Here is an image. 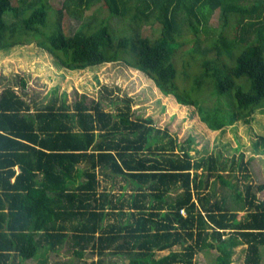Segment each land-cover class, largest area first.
Wrapping results in <instances>:
<instances>
[{
	"label": "trees",
	"instance_id": "obj_1",
	"mask_svg": "<svg viewBox=\"0 0 264 264\" xmlns=\"http://www.w3.org/2000/svg\"><path fill=\"white\" fill-rule=\"evenodd\" d=\"M30 43L62 69L141 70L212 130L264 112V0H0V51ZM132 103L125 96L110 110L102 98L71 104L57 94L31 105L13 86L0 91V264L47 262L66 243L79 258L92 246L129 264H196L213 249L215 264H233L246 244L245 264H262L264 183L242 181L244 153L230 162L222 152L193 155L194 136L180 142ZM254 143L264 153V135ZM101 172L128 180L129 194L102 186ZM216 182L229 191L219 196Z\"/></svg>",
	"mask_w": 264,
	"mask_h": 264
},
{
	"label": "rangeland",
	"instance_id": "obj_2",
	"mask_svg": "<svg viewBox=\"0 0 264 264\" xmlns=\"http://www.w3.org/2000/svg\"><path fill=\"white\" fill-rule=\"evenodd\" d=\"M17 0H14L16 3ZM64 0H51L55 7H61ZM99 14L108 16L106 8L99 3ZM93 10H88L87 13ZM5 17L8 21L11 14L7 12ZM119 18H114L113 25L119 26ZM218 14H215L211 23L218 25ZM72 31L77 28L79 22L70 19L66 22ZM154 36L160 33V28L147 25L145 27ZM25 81V86L22 85ZM5 86H13L28 102L46 104L57 94L65 96L68 103L83 99L92 102L93 99L104 100L106 109L114 110L116 104L122 103L123 97H131L132 108L137 115L143 117L151 116L157 127L167 128L170 133L180 142L189 136H194L196 150L192 154L201 155L214 152L223 153L222 158L232 159V156L244 153L243 161H249L248 178L242 177L243 182L253 181L255 188L264 183V153L254 147L258 135H264V112L257 111L251 122L238 121L233 126L224 129L212 130L201 121L194 106H188L178 102L172 94H164L156 83L143 71L127 66L122 62H109L103 65H91L85 69L69 70L57 67L54 57L39 47L36 43L18 45L13 48L0 51V91ZM112 92V100L109 102L105 96V87ZM57 88V91H53ZM238 148V149H237ZM225 156V157H224ZM243 174V173H242ZM241 174V175H242ZM243 176V175H242ZM102 186L107 187L115 193L122 192L121 186L125 185L124 191L129 194L132 185L122 176H108L103 172L100 174ZM218 195L229 191L220 182H216ZM257 190V189H256ZM258 191V190H257ZM178 192H172L175 196ZM258 197L264 198V190L257 192ZM230 200V199H229ZM114 217L105 221V224L114 221ZM246 244L235 248L233 264H245ZM173 249H180L175 246ZM169 253V250H161L158 256ZM216 249L201 251L196 255V264H215ZM264 264V248H263ZM45 257L25 260L22 264H85L92 260L103 259V264H129V259L123 255H115L107 252L104 255L96 253L89 246L83 254V258L73 253V248L68 243L57 251L50 250ZM14 264V261H10Z\"/></svg>",
	"mask_w": 264,
	"mask_h": 264
},
{
	"label": "built area",
	"instance_id": "obj_3",
	"mask_svg": "<svg viewBox=\"0 0 264 264\" xmlns=\"http://www.w3.org/2000/svg\"><path fill=\"white\" fill-rule=\"evenodd\" d=\"M183 211V210H182ZM184 212V211H183Z\"/></svg>",
	"mask_w": 264,
	"mask_h": 264
}]
</instances>
